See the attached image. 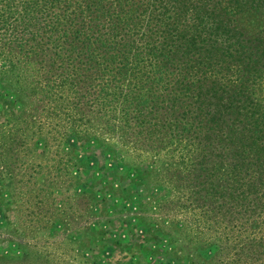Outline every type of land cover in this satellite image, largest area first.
Returning <instances> with one entry per match:
<instances>
[{
  "label": "trees",
  "instance_id": "16d2710c",
  "mask_svg": "<svg viewBox=\"0 0 264 264\" xmlns=\"http://www.w3.org/2000/svg\"><path fill=\"white\" fill-rule=\"evenodd\" d=\"M0 102L11 150L173 145L214 214L264 226V0H0Z\"/></svg>",
  "mask_w": 264,
  "mask_h": 264
},
{
  "label": "rangeland",
  "instance_id": "374dc122",
  "mask_svg": "<svg viewBox=\"0 0 264 264\" xmlns=\"http://www.w3.org/2000/svg\"><path fill=\"white\" fill-rule=\"evenodd\" d=\"M5 107L0 264H264L263 224L214 214L178 148L125 150L108 138L11 150L21 136L8 129L24 123Z\"/></svg>",
  "mask_w": 264,
  "mask_h": 264
}]
</instances>
